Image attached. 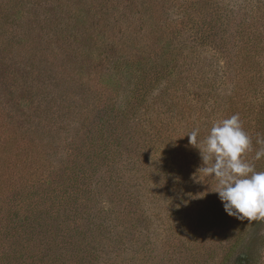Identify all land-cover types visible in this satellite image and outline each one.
<instances>
[{
  "label": "rangeland",
  "instance_id": "obj_1",
  "mask_svg": "<svg viewBox=\"0 0 264 264\" xmlns=\"http://www.w3.org/2000/svg\"><path fill=\"white\" fill-rule=\"evenodd\" d=\"M165 1L159 24L158 18L137 19L138 30L117 40L129 43L131 53L147 63L160 58L158 53L169 42L179 53L180 70L175 91L167 75L140 103L138 118L149 121L138 141L153 166L143 159L133 174L126 172V185L133 197L139 194L133 209L142 212V219L135 236L121 245L125 252L120 258L112 263L108 252L100 264H235L243 254L248 260L242 264H264V218L249 221L227 214L215 192L218 181L199 173L205 166L201 151L188 137L199 129L197 139L202 142L215 122L234 114H239L249 137L264 126V0ZM83 4L0 0V221L5 219L9 228L8 233L1 231L5 243L0 249L14 247L12 235L20 220L10 214L31 202H43L46 185L55 183L76 132L91 125L92 112L76 107V98L88 88L72 83L75 62L69 61L75 43L72 12ZM210 20L224 22L219 36L204 40L202 34L199 39L200 24ZM239 25L245 37H238ZM100 35L96 32L94 40L102 42ZM239 39L249 45L243 57L256 55L263 74L251 85L248 66L240 69V63L234 64ZM94 51L99 53V48ZM83 79L91 81L85 74ZM120 80L121 86L114 88L122 95L126 82ZM100 87V100L109 101L116 94L111 85ZM261 148L260 143L252 144L242 156L256 172H264V157L254 159ZM123 176L121 172V180ZM125 224L120 221L122 229ZM24 233L18 230L17 237ZM14 262L35 263L24 258Z\"/></svg>",
  "mask_w": 264,
  "mask_h": 264
},
{
  "label": "trees",
  "instance_id": "obj_2",
  "mask_svg": "<svg viewBox=\"0 0 264 264\" xmlns=\"http://www.w3.org/2000/svg\"><path fill=\"white\" fill-rule=\"evenodd\" d=\"M78 1L85 4L72 12L75 43L70 50L69 61L75 62L72 83L78 88L85 84L81 89L88 88L76 98L79 103L76 107L92 112L91 125L81 134L76 132L73 147L67 153V161L61 163L55 183L46 185L43 202H31L10 214L17 216L20 225L13 231L14 247L11 250L0 249V264H100L108 252L113 263L125 252L121 245L127 244L126 239L131 235L135 236L141 223L142 212L133 209L139 194L133 193L136 194L133 197L129 194L130 184L126 185L127 173L133 174L143 159L146 158L148 166H153L149 155L141 153L138 141L139 134H143L141 132L145 129L143 124L149 120L139 119L138 111L141 101L163 77L168 75L173 91L176 90L179 53L171 43H164L158 53L160 58L151 60V64L142 57L143 60L137 59L138 56L129 50V43L117 40L125 32L138 30L137 19L152 21L158 18L159 24L165 13L166 1L141 0V5L139 0ZM218 22L210 20L200 24L199 39L202 34L205 35L202 37L204 40L216 39L224 24ZM242 27L239 25L236 30L240 38L243 34L245 37ZM96 32L103 37L102 42L94 40ZM77 36L88 42H78ZM238 45L234 64L240 63V69L248 66L245 72L251 78V85L256 78H263L260 64L254 54L247 59L243 57L242 53L249 51L246 41L239 39ZM97 47L99 53L94 51ZM83 74L91 81L83 79ZM107 74L109 78H104ZM121 77L126 82L122 95L120 89H115L121 86ZM103 83L111 85L116 92L109 101L99 99L98 91ZM255 133L254 137H249L250 146L258 145V139L264 141V126H259ZM121 172H124L125 180H121ZM128 180L132 182L131 177ZM106 193L109 194L107 199ZM138 203L142 201L138 199ZM4 220L0 221V247L5 243L3 232H9ZM120 221L126 222L125 231ZM18 230L24 234L17 237ZM20 258L35 263L14 262ZM236 259L235 264L248 260L245 254Z\"/></svg>",
  "mask_w": 264,
  "mask_h": 264
},
{
  "label": "clouds",
  "instance_id": "obj_3",
  "mask_svg": "<svg viewBox=\"0 0 264 264\" xmlns=\"http://www.w3.org/2000/svg\"><path fill=\"white\" fill-rule=\"evenodd\" d=\"M198 135L199 129L188 134L190 144L200 149L205 165L198 171L218 181L215 192L227 214L249 221L264 218V172H256L242 159L251 140L242 129L239 114L215 122L202 142ZM199 143L204 147H199ZM257 143L264 141L258 139ZM262 157L264 148L256 152L254 159Z\"/></svg>",
  "mask_w": 264,
  "mask_h": 264
}]
</instances>
